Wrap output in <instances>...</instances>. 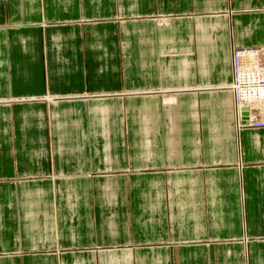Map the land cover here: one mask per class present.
Masks as SVG:
<instances>
[{"label": "crops", "instance_id": "obj_1", "mask_svg": "<svg viewBox=\"0 0 264 264\" xmlns=\"http://www.w3.org/2000/svg\"><path fill=\"white\" fill-rule=\"evenodd\" d=\"M263 45L264 0H0V264H264Z\"/></svg>", "mask_w": 264, "mask_h": 264}, {"label": "built area", "instance_id": "obj_2", "mask_svg": "<svg viewBox=\"0 0 264 264\" xmlns=\"http://www.w3.org/2000/svg\"><path fill=\"white\" fill-rule=\"evenodd\" d=\"M231 61L236 128L264 129V47H236Z\"/></svg>", "mask_w": 264, "mask_h": 264}, {"label": "bare ground", "instance_id": "obj_3", "mask_svg": "<svg viewBox=\"0 0 264 264\" xmlns=\"http://www.w3.org/2000/svg\"><path fill=\"white\" fill-rule=\"evenodd\" d=\"M263 47H264V45L262 47H260V48H263Z\"/></svg>", "mask_w": 264, "mask_h": 264}]
</instances>
